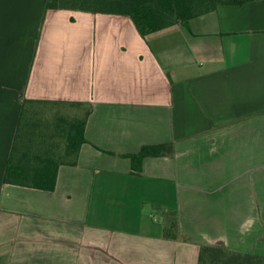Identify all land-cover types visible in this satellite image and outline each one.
Masks as SVG:
<instances>
[{"label": "crops", "instance_id": "1", "mask_svg": "<svg viewBox=\"0 0 264 264\" xmlns=\"http://www.w3.org/2000/svg\"><path fill=\"white\" fill-rule=\"evenodd\" d=\"M24 99L90 111L52 191L4 182ZM173 210L190 241L164 237ZM200 245L264 256V0L145 36L0 0V264H198Z\"/></svg>", "mask_w": 264, "mask_h": 264}, {"label": "trees", "instance_id": "2", "mask_svg": "<svg viewBox=\"0 0 264 264\" xmlns=\"http://www.w3.org/2000/svg\"><path fill=\"white\" fill-rule=\"evenodd\" d=\"M253 0H47V7L129 16L142 36L188 21L213 11L219 5H242ZM65 105L24 99L4 182L52 191L61 164L76 165L90 111L74 116L41 112L39 106ZM79 106V104H71ZM78 108V107H77ZM40 109V110H38ZM171 143L143 146L136 154L126 155L139 170L146 156L171 154ZM163 235L167 239L190 241L180 234L177 212H168ZM198 264H264V256L227 249L222 245H200Z\"/></svg>", "mask_w": 264, "mask_h": 264}, {"label": "rangeland", "instance_id": "3", "mask_svg": "<svg viewBox=\"0 0 264 264\" xmlns=\"http://www.w3.org/2000/svg\"><path fill=\"white\" fill-rule=\"evenodd\" d=\"M38 109L41 112L44 113H60V114H65V115H70L74 116L79 113V115L83 114L84 109L83 108H77V107H70V105H53V104H46L43 106H39Z\"/></svg>", "mask_w": 264, "mask_h": 264}, {"label": "clouds", "instance_id": "4", "mask_svg": "<svg viewBox=\"0 0 264 264\" xmlns=\"http://www.w3.org/2000/svg\"><path fill=\"white\" fill-rule=\"evenodd\" d=\"M247 223H248L249 225H251V224L253 223V221H252V220H249V221H247Z\"/></svg>", "mask_w": 264, "mask_h": 264}]
</instances>
